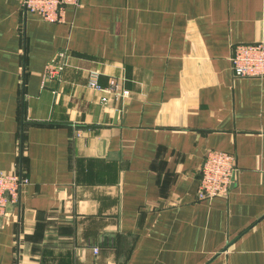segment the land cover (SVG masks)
I'll list each match as a JSON object with an SVG mask.
<instances>
[{
  "label": "crops",
  "instance_id": "0c3cea01",
  "mask_svg": "<svg viewBox=\"0 0 264 264\" xmlns=\"http://www.w3.org/2000/svg\"><path fill=\"white\" fill-rule=\"evenodd\" d=\"M64 9L51 22L0 0V170L27 178L0 215V264H264V76L230 64L232 44L264 40V0ZM91 71L128 96L102 104ZM209 150L234 156V178L199 199Z\"/></svg>",
  "mask_w": 264,
  "mask_h": 264
},
{
  "label": "built area",
  "instance_id": "2783aa9c",
  "mask_svg": "<svg viewBox=\"0 0 264 264\" xmlns=\"http://www.w3.org/2000/svg\"><path fill=\"white\" fill-rule=\"evenodd\" d=\"M77 0H21L24 10L39 14L44 20L58 22L64 19L65 6L76 4ZM64 53H58L46 66L48 76H56L62 68L60 64ZM230 64L236 77L264 76V40L251 42H236L231 46ZM88 85L102 92L100 101L106 105L110 96H128L129 90L120 89L112 80L109 86L98 82V72L89 73ZM199 181L196 197L199 199L225 196L229 192L234 178V156L221 150L206 152L199 169ZM27 178L15 172L0 170V215L7 207L18 202L22 186ZM94 253L98 246H92Z\"/></svg>",
  "mask_w": 264,
  "mask_h": 264
}]
</instances>
